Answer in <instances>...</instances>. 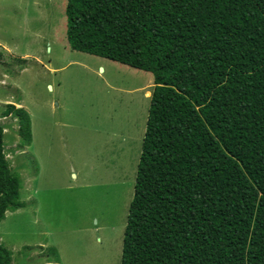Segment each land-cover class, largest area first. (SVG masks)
Segmentation results:
<instances>
[{"label": "trees", "instance_id": "1", "mask_svg": "<svg viewBox=\"0 0 264 264\" xmlns=\"http://www.w3.org/2000/svg\"><path fill=\"white\" fill-rule=\"evenodd\" d=\"M65 16L72 51L153 78L120 264H264V0H67ZM8 116L29 146V114ZM3 137L0 222L23 207Z\"/></svg>", "mask_w": 264, "mask_h": 264}, {"label": "rangeland", "instance_id": "2", "mask_svg": "<svg viewBox=\"0 0 264 264\" xmlns=\"http://www.w3.org/2000/svg\"><path fill=\"white\" fill-rule=\"evenodd\" d=\"M66 3L0 0V124L23 203L0 222L10 264L121 260L153 78L72 51ZM8 105L29 114V146Z\"/></svg>", "mask_w": 264, "mask_h": 264}, {"label": "crops", "instance_id": "3", "mask_svg": "<svg viewBox=\"0 0 264 264\" xmlns=\"http://www.w3.org/2000/svg\"><path fill=\"white\" fill-rule=\"evenodd\" d=\"M18 107H20V105H18ZM26 112H27V111H26ZM1 113H2V112H1ZM1 113H0V114H1ZM5 134H6V133H5ZM20 209H21V208H20ZM18 210H19V209H18ZM16 211H17V210H16ZM14 212H15V211H14ZM5 214H6V213H5ZM3 220H4V219H3Z\"/></svg>", "mask_w": 264, "mask_h": 264}, {"label": "clouds", "instance_id": "4", "mask_svg": "<svg viewBox=\"0 0 264 264\" xmlns=\"http://www.w3.org/2000/svg\"><path fill=\"white\" fill-rule=\"evenodd\" d=\"M11 212V211H10Z\"/></svg>", "mask_w": 264, "mask_h": 264}]
</instances>
